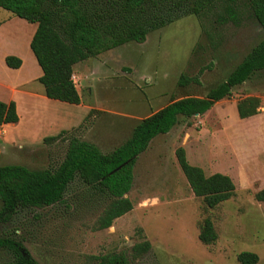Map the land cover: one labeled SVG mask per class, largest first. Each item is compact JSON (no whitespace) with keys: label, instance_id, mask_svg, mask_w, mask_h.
<instances>
[{"label":"rangeland","instance_id":"obj_1","mask_svg":"<svg viewBox=\"0 0 264 264\" xmlns=\"http://www.w3.org/2000/svg\"><path fill=\"white\" fill-rule=\"evenodd\" d=\"M249 9L241 5L234 21L218 19L222 10L183 15L148 33L144 42L130 41L81 61L76 72L89 74L78 86L83 102L77 105L32 97L45 94L33 77L42 71L29 47L36 23L0 7V83L27 81L11 89L13 94L0 84V99L11 96L19 111L16 123L0 125V165L53 169L73 136L110 152L141 119L170 101L205 96L264 38ZM14 52L23 60L20 70L4 64L2 56ZM181 75L187 78L183 85ZM246 97L258 98V112L240 118L236 104ZM48 136L55 138L45 140ZM178 147L206 175H229L234 194L207 207L178 165ZM133 172L125 195L133 207L108 228L97 229L108 197L76 178L62 202L20 210L2 231L22 238L40 264H99L98 257L107 253H123L130 264H242L237 259L242 251L256 253L255 264H264V201L256 198L264 188V70L205 113L182 118L154 137ZM206 217L217 233L210 244L198 238ZM142 241L149 249L135 254L133 246ZM9 257L0 250V264Z\"/></svg>","mask_w":264,"mask_h":264},{"label":"trees","instance_id":"obj_2","mask_svg":"<svg viewBox=\"0 0 264 264\" xmlns=\"http://www.w3.org/2000/svg\"><path fill=\"white\" fill-rule=\"evenodd\" d=\"M241 5H246L264 30V0H0V7L30 23H36L29 47L42 73L38 81L45 96L66 103L79 104L80 95L72 79L73 65L124 43L144 42L148 33L164 27L183 15L217 12L221 21L237 20ZM221 8V9H220ZM10 68H19L20 57L6 55ZM264 70V38L230 71L225 81L210 88L205 96H186L172 100L141 119L123 143L103 153L96 144L71 137L62 161L53 169H30L21 164L0 165V250L10 254L6 264H40L22 238L4 233L2 226L20 210L44 208L60 203L70 183L76 178L92 186L109 202L98 218L97 229L108 228L114 219L129 212L133 205L125 195L134 180V165L154 137L168 133L182 118L201 115L213 104L229 97L232 88L248 80L256 71ZM187 78L179 77L183 85ZM257 97L237 101L240 118L255 115ZM19 120L14 100L0 99V125ZM48 136L45 140H53ZM178 165L194 195L209 208L229 199L235 184L225 173L206 175L190 164L183 147L175 150ZM256 198L264 201V188ZM198 238L210 244L217 239L212 220L204 218ZM150 243L133 246L140 254ZM242 264H255L258 255L242 251L237 255ZM99 264H130L123 253H107L98 257Z\"/></svg>","mask_w":264,"mask_h":264},{"label":"crops","instance_id":"obj_3","mask_svg":"<svg viewBox=\"0 0 264 264\" xmlns=\"http://www.w3.org/2000/svg\"><path fill=\"white\" fill-rule=\"evenodd\" d=\"M15 53V52H14ZM15 54H17L18 55V57L20 56L18 53H15ZM7 55H13V54H7ZM16 55V56H17ZM5 56H6V54H4L3 56H2V58H3V60H4V58H5ZM22 60V59H21ZM81 62V61H80ZM80 62H77V63H75L74 65H73V76H74V78H77L78 80H79V83H77V81H75L74 79H73V81H74V83H75V86H76V89H77V91H78V93H79V85H84V79H88V74H89V72L88 73H86L85 75H83V74H81V73H79L78 71L76 72V69H75V66L78 64V63H80ZM4 64L6 65V63H5V60H4ZM7 66V65H6ZM22 66H23V60H22V64H21V66L19 67V68H12V69H18V70H20L21 68H22ZM8 67V66H7ZM10 68V67H9ZM38 71V70H37ZM41 74L39 73V72H37V73H35V75L33 76V77H39ZM38 79V78H37ZM24 82H27V81H24ZM22 80L20 81V80H17V81H15V82H8V83H4V85H5V87L7 88V89H9L10 90V92H11V94H13L12 93V90L11 89H13L15 86H17V85H19V84H22V83H24ZM1 85H3L2 84V82L0 83ZM3 85V86H4ZM88 91H90V89H88ZM44 93V92H43ZM31 95H32V97L33 98H37V99H41V100H46V101H48L50 98H48L47 96H45V94H42V92L41 91H39V92H36V93H31ZM11 97V96H10ZM9 97V99L7 100V101H10V100H14V98H10ZM4 101V100H3ZM15 101V100H14ZM81 102H83V99H82V97L80 96V103ZM15 103H16V101H15ZM79 103V104H80ZM79 104H77V105H79ZM18 107V105H17V103H16V108ZM88 107V110L90 111L91 110V108L93 107V106H90V105H88L87 106ZM88 111V112H89ZM87 112V113H88ZM17 113H19V111L17 110ZM18 116H19V114H18ZM11 124H13V123H7V124H3V125H11Z\"/></svg>","mask_w":264,"mask_h":264},{"label":"built area","instance_id":"obj_4","mask_svg":"<svg viewBox=\"0 0 264 264\" xmlns=\"http://www.w3.org/2000/svg\"><path fill=\"white\" fill-rule=\"evenodd\" d=\"M73 77H74V76L72 75V79H73Z\"/></svg>","mask_w":264,"mask_h":264}]
</instances>
